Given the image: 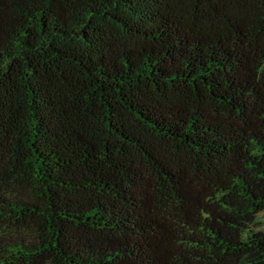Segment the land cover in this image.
Returning a JSON list of instances; mask_svg holds the SVG:
<instances>
[{
	"label": "trees",
	"instance_id": "obj_1",
	"mask_svg": "<svg viewBox=\"0 0 264 264\" xmlns=\"http://www.w3.org/2000/svg\"><path fill=\"white\" fill-rule=\"evenodd\" d=\"M264 0H0V264H264Z\"/></svg>",
	"mask_w": 264,
	"mask_h": 264
},
{
	"label": "rangeland",
	"instance_id": "obj_2",
	"mask_svg": "<svg viewBox=\"0 0 264 264\" xmlns=\"http://www.w3.org/2000/svg\"><path fill=\"white\" fill-rule=\"evenodd\" d=\"M256 229H264V211L260 212L255 224Z\"/></svg>",
	"mask_w": 264,
	"mask_h": 264
}]
</instances>
